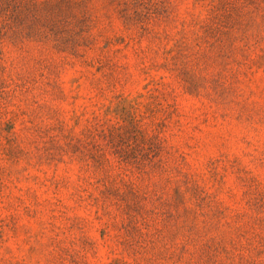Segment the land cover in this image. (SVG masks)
<instances>
[{
	"label": "rangeland",
	"instance_id": "obj_1",
	"mask_svg": "<svg viewBox=\"0 0 264 264\" xmlns=\"http://www.w3.org/2000/svg\"><path fill=\"white\" fill-rule=\"evenodd\" d=\"M0 264H264V0H0Z\"/></svg>",
	"mask_w": 264,
	"mask_h": 264
}]
</instances>
